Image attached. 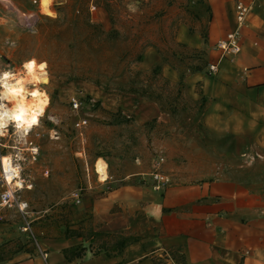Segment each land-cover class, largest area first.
Instances as JSON below:
<instances>
[{
    "label": "crops",
    "instance_id": "1",
    "mask_svg": "<svg viewBox=\"0 0 264 264\" xmlns=\"http://www.w3.org/2000/svg\"><path fill=\"white\" fill-rule=\"evenodd\" d=\"M238 2L252 6L241 52L224 57L211 73L219 58L216 43L237 27ZM185 8L192 23L181 26L177 41L197 55L192 67L182 72L155 54L140 70L158 71L195 105L201 101L199 108L176 114L175 105L143 91H98L93 100L108 118L131 119L129 127L153 136L183 132L185 126H175L182 114L196 119L201 133L231 139L235 171L221 168L194 181L169 174L172 162L162 165V173L155 156L113 158L101 185L114 186L95 198L90 187L66 217L60 211L50 220L35 219V238L20 225L0 223V264H173L169 255L176 264H264V0H186ZM157 171L170 183L159 185ZM10 244L14 248L5 250Z\"/></svg>",
    "mask_w": 264,
    "mask_h": 264
},
{
    "label": "rangeland",
    "instance_id": "2",
    "mask_svg": "<svg viewBox=\"0 0 264 264\" xmlns=\"http://www.w3.org/2000/svg\"><path fill=\"white\" fill-rule=\"evenodd\" d=\"M33 1L0 0V54L8 57L9 67L22 73L23 62L32 58L48 66L49 84L39 88L49 97L47 112L41 126L28 137L40 147V155L36 162L26 160L22 165V178L29 188L21 182L25 189L21 197L30 205L32 224L40 217L50 220L60 211L68 216L67 210L79 205L75 194L83 200L90 195V187L97 191L93 198L113 187L101 185L95 169L98 159L109 166L117 157L155 156L157 163L164 159L162 173L168 161L174 163L169 174L194 181L208 179L221 168L235 171L236 152L228 148L231 139L201 133L202 125L196 119L181 118L182 114L175 126H185L183 132L153 136L129 127L131 119L108 118L93 100L98 91L120 96L143 91L165 106L175 105L176 114L199 108L201 101L195 105L191 96L170 85L158 71L140 70L155 54L182 72L192 67L197 55L177 41L181 26L192 23L186 0H95L94 13L91 0H52L49 11L43 10L41 0L38 5ZM72 97L85 103L79 114L72 110ZM81 118L88 120V126L77 131L74 122ZM167 137L166 147L161 142ZM141 141L145 146L135 149ZM18 152L27 159V152L21 150L7 148L2 154ZM0 223L24 225L13 210L0 211ZM13 248L10 244L4 249Z\"/></svg>",
    "mask_w": 264,
    "mask_h": 264
},
{
    "label": "built area",
    "instance_id": "3",
    "mask_svg": "<svg viewBox=\"0 0 264 264\" xmlns=\"http://www.w3.org/2000/svg\"><path fill=\"white\" fill-rule=\"evenodd\" d=\"M57 1V0H56ZM92 3L90 5L91 13H94L97 10L96 5H94L95 0H91ZM55 2V1H54ZM53 2V4H54ZM34 5L40 4V0H34ZM53 6V5H52ZM252 12V6L245 4L244 2H238L236 5V19H237V27L234 31L227 34L225 39L218 41L215 45L216 50L219 51L218 62L210 65V72L216 73L218 71V63L223 60L224 57L227 56H236L241 52V41L243 38V30L247 25V21L249 15ZM34 14H30L31 18H34ZM36 21V19H35ZM30 25V28L36 27V22ZM9 59L7 56H3L0 54V69L10 68ZM6 65V66H5ZM11 69V68H10ZM15 71V68L12 69ZM19 73V72H18ZM30 85V84H29ZM29 89H32L34 86L30 85ZM4 103L8 108L13 107V103ZM70 104L72 110L79 114L84 107V102L82 99L77 97H72L70 100ZM43 117H40L39 124L37 126L31 127L29 131L25 134L23 129L19 132H16L14 125L9 124L8 128L5 131V135L0 136V211L2 210H13L15 211L24 221V225L21 227V231L25 234H29L32 238L34 237L33 229H32V221H31V212L30 205L28 201L21 197V193L28 189L29 186L25 185V180L22 178L23 168L22 165L26 160L30 162H36L40 155V147L35 144L33 141L28 140L29 135L39 128L42 124ZM88 126V120L81 118L74 122V129L77 131H81ZM57 133V132H56ZM22 146V147H21ZM10 148L13 151H22L27 152L28 156L26 158L20 157V153H15L14 155H3L2 151L4 149ZM10 158L11 167H6L4 164V157ZM164 159H161V163ZM159 164V165H160ZM48 174V172H47ZM154 179L159 183V185H167L170 183V180L165 175H162L161 172L157 171L154 174ZM22 182V185L25 189H22L16 181ZM75 198H77V203L79 204L81 199L79 194H75ZM42 257L46 261L47 253L42 252ZM166 260L171 261L173 264H176L174 258L172 256H167Z\"/></svg>",
    "mask_w": 264,
    "mask_h": 264
},
{
    "label": "clouds",
    "instance_id": "4",
    "mask_svg": "<svg viewBox=\"0 0 264 264\" xmlns=\"http://www.w3.org/2000/svg\"><path fill=\"white\" fill-rule=\"evenodd\" d=\"M43 6L50 5L52 0H41ZM55 18V14L48 12ZM47 62L37 64L35 58L26 60L22 64V73H18L10 68L0 69V136L5 135L9 124H13L16 132L23 129L26 134L31 127L38 123V117L42 115L44 108L49 103L46 92H42L39 87L41 83L47 84L48 73ZM26 84L34 87L28 91ZM31 97V103L27 98ZM15 101L13 107L8 108L4 101ZM7 162L8 158H4Z\"/></svg>",
    "mask_w": 264,
    "mask_h": 264
},
{
    "label": "bare ground",
    "instance_id": "5",
    "mask_svg": "<svg viewBox=\"0 0 264 264\" xmlns=\"http://www.w3.org/2000/svg\"><path fill=\"white\" fill-rule=\"evenodd\" d=\"M43 6V5H42ZM51 7H52V3L50 4V5H47L46 6V10H45V6H43V10L44 11H49L50 9H51ZM37 64H39V63H37ZM48 67V66H47ZM48 70V69H47ZM19 72V71H18ZM48 81H49V79H48ZM49 84V82L47 83V84H43V83H41V84H39V85H36V87H39L40 88V86L41 85H48ZM31 85V84H30ZM29 84H26L25 85V87H26V89L28 90V91H31L32 89H29L30 86ZM42 91V90H41ZM42 92H44V91H42ZM31 101H32V98L31 97H28L27 98V102L28 103H31ZM6 103H11V102H8V101H5ZM12 103L14 104L15 103V101L13 100L12 101ZM47 112V108L45 107L44 108V110H43V113H46ZM43 113H42V115H43ZM42 115H40L39 117H42ZM38 117V118H39ZM33 126H35V125H33ZM32 126V127H33ZM29 131V130H28ZM4 164H5V166L6 167H11V168H13V166L12 165H10V158L8 157V160H7V162H5L4 161ZM95 169H96V173L99 175V179H100V181H102V182H106L107 180H108V165L105 163V162H103L101 159H98L97 161H96V163H95ZM17 182V184L19 185V186H21V182L18 180V181H16Z\"/></svg>",
    "mask_w": 264,
    "mask_h": 264
},
{
    "label": "trees",
    "instance_id": "6",
    "mask_svg": "<svg viewBox=\"0 0 264 264\" xmlns=\"http://www.w3.org/2000/svg\"><path fill=\"white\" fill-rule=\"evenodd\" d=\"M118 118H121L118 116ZM130 119H126L125 121H128ZM69 233L71 232V234H78V232H75V231H68ZM2 261V256L0 257V262Z\"/></svg>",
    "mask_w": 264,
    "mask_h": 264
}]
</instances>
